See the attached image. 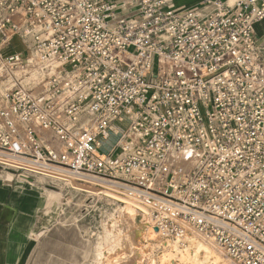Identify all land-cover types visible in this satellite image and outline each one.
I'll use <instances>...</instances> for the list:
<instances>
[{
	"label": "built area",
	"instance_id": "built-area-1",
	"mask_svg": "<svg viewBox=\"0 0 264 264\" xmlns=\"http://www.w3.org/2000/svg\"><path fill=\"white\" fill-rule=\"evenodd\" d=\"M174 1L0 0V153L131 189L163 237L264 264V0Z\"/></svg>",
	"mask_w": 264,
	"mask_h": 264
},
{
	"label": "rangeland",
	"instance_id": "rangeland-1",
	"mask_svg": "<svg viewBox=\"0 0 264 264\" xmlns=\"http://www.w3.org/2000/svg\"><path fill=\"white\" fill-rule=\"evenodd\" d=\"M126 126L127 122L117 123L120 131ZM115 140L102 151L107 152ZM24 170L30 169L20 168L19 172ZM32 178L44 204L38 212L35 239L39 245L33 264H193L172 255L165 243L173 240L158 236V231L144 228L143 235L137 236L133 224L122 216L123 204L104 193L109 189L78 179L76 184L92 189L82 190L69 181L42 174Z\"/></svg>",
	"mask_w": 264,
	"mask_h": 264
},
{
	"label": "crops",
	"instance_id": "crops-1",
	"mask_svg": "<svg viewBox=\"0 0 264 264\" xmlns=\"http://www.w3.org/2000/svg\"><path fill=\"white\" fill-rule=\"evenodd\" d=\"M217 1L227 5L237 0H175L178 12L211 14ZM255 36L264 50V20L255 25ZM40 194L37 189L19 183L0 182V264H33L39 243L32 233L38 223Z\"/></svg>",
	"mask_w": 264,
	"mask_h": 264
},
{
	"label": "bare ground",
	"instance_id": "bare-ground-1",
	"mask_svg": "<svg viewBox=\"0 0 264 264\" xmlns=\"http://www.w3.org/2000/svg\"><path fill=\"white\" fill-rule=\"evenodd\" d=\"M0 162L10 164L19 168L34 170L37 173L42 174V176L46 175L57 177L59 178V180L64 179L66 181H69L74 187L80 188L82 190H91L93 185H100L101 187H105L110 191L104 190V193L117 199L123 204L121 208V211H123L122 216H124L126 222L129 221V224H133V227L131 225L130 226L134 228L133 230L137 233V236L143 235L142 233L144 231V228H146L147 231L149 228H151L150 225H148L147 221L148 215L146 207L138 200L131 189L120 186L110 181L96 178L79 179L76 176L68 174L67 172H64L62 170L49 166L33 164L21 159L8 157L1 153ZM76 179L85 181L87 184L89 183L92 186L86 184H76ZM111 191L118 192L125 196H121ZM157 235L159 236L161 234L159 233ZM165 244H167V246L165 247L166 249H171L170 253H172V255H179L182 259H189L193 264H235L213 241L206 239L205 237L197 233H189L183 242L167 241Z\"/></svg>",
	"mask_w": 264,
	"mask_h": 264
},
{
	"label": "water",
	"instance_id": "water-1",
	"mask_svg": "<svg viewBox=\"0 0 264 264\" xmlns=\"http://www.w3.org/2000/svg\"><path fill=\"white\" fill-rule=\"evenodd\" d=\"M0 168H1V170H0V182L1 183H4V184L19 183V184L28 185L29 187L37 189V187H35V185H34V179L32 177H35L36 174H40V173L33 172L30 170H24L21 173V172H19L20 168L12 166V165L4 164V163H0ZM25 182H28L29 184L25 183ZM41 203L43 204L42 199H40V206H42ZM41 208L42 207H40L39 210ZM38 216H39V213H38ZM147 221H148V225H150L149 218L147 219ZM154 230L158 231L159 229H158V227H155ZM36 234L37 233L35 230L32 233V237L36 238L37 237ZM36 241L38 242V240H36Z\"/></svg>",
	"mask_w": 264,
	"mask_h": 264
}]
</instances>
